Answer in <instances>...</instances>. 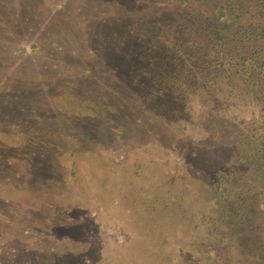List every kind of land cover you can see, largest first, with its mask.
<instances>
[{
  "label": "rangeland",
  "instance_id": "obj_1",
  "mask_svg": "<svg viewBox=\"0 0 264 264\" xmlns=\"http://www.w3.org/2000/svg\"><path fill=\"white\" fill-rule=\"evenodd\" d=\"M179 2L199 4L0 0V264L237 255L223 224L195 226L194 213L209 197L211 166L244 172L245 136L264 134L263 108L229 95L223 78L211 119L199 92L183 102L159 94L149 71L176 65L169 39L182 41L194 23ZM214 244L222 259L206 252Z\"/></svg>",
  "mask_w": 264,
  "mask_h": 264
},
{
  "label": "trees",
  "instance_id": "obj_2",
  "mask_svg": "<svg viewBox=\"0 0 264 264\" xmlns=\"http://www.w3.org/2000/svg\"><path fill=\"white\" fill-rule=\"evenodd\" d=\"M198 1L196 7L178 3L179 16L194 23L182 41L178 36L169 39L166 49L175 57L174 70L166 66L147 74L160 86V95L168 94L178 102L188 101L185 94L196 98L199 92L205 97L197 101L199 111H207L209 119L224 105L220 81L226 79L229 95L240 90L244 106L256 100L263 108L259 117L264 120V0ZM153 43L152 38L145 42L146 52L153 50ZM231 125L237 129L236 124ZM245 141L253 157L244 172L220 163L211 166L209 197L200 198L201 207L194 213L195 226L211 223L216 230V224L221 223L228 231L224 235L234 240L237 255H232V260L226 255V264H264V134L248 131ZM218 248L214 244L206 252L211 258L222 259L224 251Z\"/></svg>",
  "mask_w": 264,
  "mask_h": 264
}]
</instances>
